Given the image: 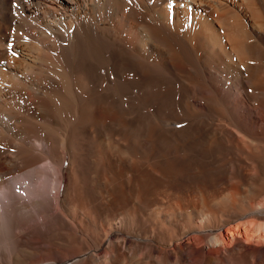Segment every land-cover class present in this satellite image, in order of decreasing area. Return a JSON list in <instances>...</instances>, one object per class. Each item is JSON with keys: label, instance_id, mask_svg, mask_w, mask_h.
I'll use <instances>...</instances> for the list:
<instances>
[{"label": "bare ground", "instance_id": "1", "mask_svg": "<svg viewBox=\"0 0 264 264\" xmlns=\"http://www.w3.org/2000/svg\"><path fill=\"white\" fill-rule=\"evenodd\" d=\"M169 2L0 0V264H264V0Z\"/></svg>", "mask_w": 264, "mask_h": 264}, {"label": "snow or ice", "instance_id": "2", "mask_svg": "<svg viewBox=\"0 0 264 264\" xmlns=\"http://www.w3.org/2000/svg\"><path fill=\"white\" fill-rule=\"evenodd\" d=\"M14 7H16L15 3H14ZM172 7H173V4H172V2L170 0V2H169V8L171 9ZM180 7H183V5H180ZM13 55H15V53H13Z\"/></svg>", "mask_w": 264, "mask_h": 264}, {"label": "rangeland", "instance_id": "3", "mask_svg": "<svg viewBox=\"0 0 264 264\" xmlns=\"http://www.w3.org/2000/svg\"><path fill=\"white\" fill-rule=\"evenodd\" d=\"M20 1V0H19Z\"/></svg>", "mask_w": 264, "mask_h": 264}]
</instances>
